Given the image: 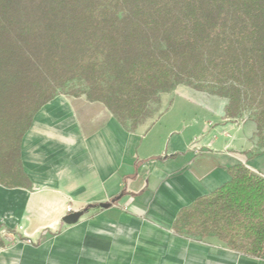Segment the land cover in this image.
I'll use <instances>...</instances> for the list:
<instances>
[{
  "label": "trees",
  "instance_id": "trees-1",
  "mask_svg": "<svg viewBox=\"0 0 264 264\" xmlns=\"http://www.w3.org/2000/svg\"><path fill=\"white\" fill-rule=\"evenodd\" d=\"M178 86L226 99L224 116L250 118L264 147V0H0V184L30 187L21 140L55 96L98 103L133 132ZM226 169L172 231L263 257L264 176Z\"/></svg>",
  "mask_w": 264,
  "mask_h": 264
},
{
  "label": "crops",
  "instance_id": "crops-1",
  "mask_svg": "<svg viewBox=\"0 0 264 264\" xmlns=\"http://www.w3.org/2000/svg\"><path fill=\"white\" fill-rule=\"evenodd\" d=\"M225 105L178 86L129 132L98 103L55 96L21 140L30 187L0 184V264H264L171 228L181 208L230 180L227 167L264 176L255 123L225 117ZM67 206L82 212L71 224Z\"/></svg>",
  "mask_w": 264,
  "mask_h": 264
},
{
  "label": "built area",
  "instance_id": "built-area-1",
  "mask_svg": "<svg viewBox=\"0 0 264 264\" xmlns=\"http://www.w3.org/2000/svg\"><path fill=\"white\" fill-rule=\"evenodd\" d=\"M66 213L67 214L73 213V208L71 206H67L66 207ZM1 236L7 243H11L12 241L15 240L14 237L11 236L10 234H8L7 231H5V230L1 232Z\"/></svg>",
  "mask_w": 264,
  "mask_h": 264
},
{
  "label": "water",
  "instance_id": "water-1",
  "mask_svg": "<svg viewBox=\"0 0 264 264\" xmlns=\"http://www.w3.org/2000/svg\"><path fill=\"white\" fill-rule=\"evenodd\" d=\"M100 206L101 207H107L108 204H101ZM81 215H82V212L73 213V214L68 215L64 220L66 223L71 224V223L76 222L81 217Z\"/></svg>",
  "mask_w": 264,
  "mask_h": 264
},
{
  "label": "rangeland",
  "instance_id": "rangeland-1",
  "mask_svg": "<svg viewBox=\"0 0 264 264\" xmlns=\"http://www.w3.org/2000/svg\"><path fill=\"white\" fill-rule=\"evenodd\" d=\"M172 96H173V94H166V95H164V97H163V103H166L165 101H167V100L170 101L171 98H172Z\"/></svg>",
  "mask_w": 264,
  "mask_h": 264
}]
</instances>
